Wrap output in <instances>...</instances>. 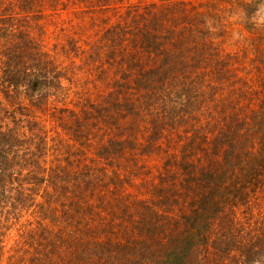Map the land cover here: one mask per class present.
I'll return each mask as SVG.
<instances>
[{
	"label": "trees",
	"instance_id": "trees-1",
	"mask_svg": "<svg viewBox=\"0 0 264 264\" xmlns=\"http://www.w3.org/2000/svg\"><path fill=\"white\" fill-rule=\"evenodd\" d=\"M58 4L65 6L66 2L0 0V264L8 223L20 218L32 202L47 206L43 219L48 223L39 222L43 226L40 232L61 233L58 238L65 237L59 232V205L69 210L61 215L67 233H71L72 221L86 227L110 212L109 202L104 201L108 170L93 164L95 158L90 163L87 148L75 146L77 142L90 147L99 135L101 157L129 151L137 159L163 151L169 156L164 169L170 170L174 164L180 169L179 193H184L186 201L179 204L180 215L164 233H154L163 224L152 208L143 233H123L122 242L104 244L101 254L96 247L103 244L102 235L80 239L83 251H89L91 243L96 245L90 249L91 259L87 254L69 264H220L225 257V264L227 260L231 264H264V224L257 230L249 227L253 234L240 239L234 226L229 221L225 224L226 206L222 205L227 201L233 209L239 203L252 205L264 190V88L254 94L261 106L251 109L249 119L225 127L214 115L203 121L200 115L207 111L198 105L209 102L203 88L215 94L224 85L228 61L218 55L209 65L214 75L203 77L197 69L213 61V52L204 50L202 58H197L201 49L186 42L183 32L164 31V22L153 10L134 14L130 20V14L126 15L124 22L97 32L93 42L72 39L69 50L84 66L79 69L77 64V72L75 59L69 72L32 32L33 21L50 17L59 10ZM23 12H33L26 18L28 24L22 23ZM80 73L93 76L88 78L93 87L78 82ZM169 75L173 81L168 84L164 80ZM163 119L194 124L193 141L188 145L197 144V139L210 140L209 163L179 160L169 148L185 150L187 144L171 143L164 137ZM140 121L144 126L138 125ZM48 122H58L63 130L52 133ZM141 130L145 131L144 144L136 135ZM57 138L65 143L66 152L57 147ZM165 141L171 144L164 147ZM111 179L117 184L120 172L114 170ZM108 190L119 203L121 187L117 184ZM151 227L155 228L147 229ZM56 242L50 240L51 264L61 257ZM41 259L39 264H45Z\"/></svg>",
	"mask_w": 264,
	"mask_h": 264
},
{
	"label": "rangeland",
	"instance_id": "rangeland-1",
	"mask_svg": "<svg viewBox=\"0 0 264 264\" xmlns=\"http://www.w3.org/2000/svg\"><path fill=\"white\" fill-rule=\"evenodd\" d=\"M65 2V6L58 4L59 10L50 17L33 21L32 32L34 37L42 39L45 48L51 54L69 67V72H72L70 66L75 59L74 69L77 72L79 71L77 64H79V69L84 66L69 50V42L72 39L81 38L83 43L86 40L93 42L97 38V32L124 22L126 15L130 14L128 18L130 20L134 14L153 10L159 16V21L164 22V31L171 29L183 32L187 36L186 42L188 40L193 48L201 49L198 54H195L197 58H202L200 56L204 50L207 53L213 52L211 54L213 61L197 69L203 77L211 78L214 75L215 70L209 65L216 62L218 55L228 61L229 69L226 72V79L223 80L224 85L219 86L215 94L209 88L205 86L203 88V94L209 101L208 103L199 102L198 105L200 109L207 111L200 115L203 121L208 120L210 115H214L216 119L223 122L224 127L232 123L235 125V122L241 118L249 119L251 109H259L261 106L260 99L254 94L264 88V23L259 22L261 17L256 16V13L260 6L264 5V0H65ZM32 13L23 12L25 20L22 23L28 24L29 21L26 18H29L28 15ZM261 15L264 16V13ZM234 34H239L240 38L234 39ZM209 59H211L210 56ZM91 75L95 76V74ZM88 78L92 79L93 76L88 77L80 73L78 82L93 87ZM172 81L173 75L166 76L164 80L168 84ZM176 84V88L180 87L179 82ZM159 88H162V84H159ZM184 93L181 94L183 97ZM155 105L154 102L153 108ZM147 114L151 117L149 112ZM46 124L52 133H55L56 129L63 130L58 122ZM144 124L140 121L138 125L144 126ZM180 124H174L171 119L162 120L166 139L171 143L180 141L181 145L185 142L187 144L185 150L174 147L169 148L170 151L178 154L179 160L184 157L183 159L193 161L196 165L209 163L210 159L207 157H210L212 150L211 141L197 139L195 143L198 145L192 144L190 147L188 143L190 140L193 141L191 138L194 124L189 121ZM144 132L141 130L139 134H136L143 144L145 143ZM109 133L110 136L113 135V132ZM150 133L151 129L146 133L148 137ZM63 134L68 137L65 133ZM101 138L102 135L96 136L90 147L88 144L81 146L77 142L75 146L79 149L80 147L87 148L90 163L95 158L93 164H96L98 168L105 167L108 170L107 188L112 189L118 184V187H121L119 195H123V198L118 199L119 203H117V198H113L114 193L104 187V194L107 197L104 201L109 202L107 206L109 205L110 212L108 214L104 212L106 217L103 220L88 222L86 227L84 223L77 226L78 224L72 221L71 233H67L66 224L61 218V215L69 210L66 206L59 205V232L61 230L65 236L60 238L58 234L61 233L56 236L52 233H41L43 226L39 225V222L45 226L48 223L43 219V213L47 214V206L36 205L32 202L23 209L20 218L11 219L8 223L10 229L4 242L3 264L14 262L15 264H39V257L45 264H51L49 260L51 239L57 241L55 247L59 249L57 253L61 255L52 264H69L70 260L77 262L87 254V259H91L92 250L90 249L96 245L91 243L89 251H83L78 245L80 239L102 235L103 244L96 247V252L100 251L101 254L104 244L122 242L123 233H143V226L149 221L148 217L152 213V208L153 211H158L161 224H163L162 228L154 230V233H164L180 215L179 204L182 202L185 204L186 199L183 196L184 193H179L181 186L178 181L180 179L177 174L180 171L178 166L174 164L170 170H165L169 156L160 151L150 156L139 155V158L134 159L132 153L127 151L124 155L116 153L113 157H101ZM55 141L57 147L62 152H66L65 143H59L58 138ZM74 142L72 141L73 144ZM170 142L165 141L164 147L166 144H171ZM181 150L183 151L182 156ZM114 170L120 172L121 180L117 184H113L111 179ZM165 174L166 177H164ZM167 179L171 182L176 180V182L172 184ZM12 195H17L16 191ZM255 200L256 202L252 205L239 203L240 205L234 209L230 201L222 203L226 206L225 224L229 221L230 226H234V234L240 239L245 238L243 240H246L249 237V233H252L249 227L253 226L257 230L261 224H264V190L256 195ZM99 203L102 204V202ZM137 220H140L143 225ZM233 220L236 224H233ZM153 228L155 227L147 229L152 230ZM19 229L26 232L20 233ZM230 234L233 235V233ZM225 258L220 261V264H225ZM226 263L231 264L228 260Z\"/></svg>",
	"mask_w": 264,
	"mask_h": 264
},
{
	"label": "clouds",
	"instance_id": "clouds-1",
	"mask_svg": "<svg viewBox=\"0 0 264 264\" xmlns=\"http://www.w3.org/2000/svg\"><path fill=\"white\" fill-rule=\"evenodd\" d=\"M261 13H264V5H261L259 11L256 13V16L261 17L259 22L264 23V16H262ZM253 19L255 20V16L253 17ZM239 38H240L239 34H234V39H239Z\"/></svg>",
	"mask_w": 264,
	"mask_h": 264
}]
</instances>
